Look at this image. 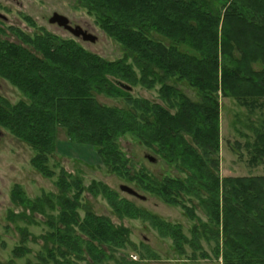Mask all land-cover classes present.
<instances>
[{
	"label": "trees",
	"instance_id": "obj_1",
	"mask_svg": "<svg viewBox=\"0 0 264 264\" xmlns=\"http://www.w3.org/2000/svg\"><path fill=\"white\" fill-rule=\"evenodd\" d=\"M85 1L128 54L107 61L74 41L57 43L48 33L35 41L37 52L19 48L22 51L12 57L0 42V73L31 100L10 105L0 96V124L34 146L33 164L51 176L55 172L47 162L57 150L59 127L65 128L72 142L94 146L110 172L184 206L197 223L190 238L182 224L140 211L104 181L86 186L81 177L62 168L56 195L61 206H49L58 212L48 216L50 238L41 236L46 253L38 251L37 262L29 258L27 264H82L89 258L100 264L132 244L128 226L82 205L85 191L107 197L119 219L149 215L180 254L190 244L194 253L207 255L201 243L205 238L215 242L214 253L223 256L224 264H264V175L222 177L219 172L220 93L264 115V0H224L219 6L214 0ZM259 62L262 68L256 67ZM183 79L198 89L201 100L193 101L179 89L176 82ZM120 83L148 89L160 84L159 101L133 96ZM99 95L121 97L126 104L106 105ZM125 133L135 134L185 176L133 171L118 142ZM248 143L250 164L263 162L264 121ZM12 193L23 207L45 213L40 199L29 198L20 184ZM30 235L23 230L14 257L32 252L25 244ZM121 260L119 264H138ZM4 264H16L15 259Z\"/></svg>",
	"mask_w": 264,
	"mask_h": 264
},
{
	"label": "rangeland",
	"instance_id": "obj_2",
	"mask_svg": "<svg viewBox=\"0 0 264 264\" xmlns=\"http://www.w3.org/2000/svg\"><path fill=\"white\" fill-rule=\"evenodd\" d=\"M223 1L214 0L213 5L219 6ZM0 11L8 17V22L0 19V24L3 25L0 26V42L5 52L12 57H16V52L22 50L35 52V41L40 35L48 33L55 36L57 43L74 41L86 52L98 55L107 61H116L128 54L124 45L103 28L96 10L88 6L85 0H0ZM55 12L67 16L72 25H80L98 36L97 42L84 41L58 24L50 23L49 19ZM38 55H41L40 52ZM128 62L132 63V57L128 58ZM3 66L0 65V69L4 68ZM262 66V62L256 64L257 68H262ZM15 77L18 81L22 80L19 73ZM176 84L193 101L201 100L198 89L191 86L186 79L177 80ZM160 87V84H156L153 89H148L138 84L132 88L131 93L136 97L142 96L159 101ZM0 96L5 98L10 105H16L21 100L31 102L25 91L4 77L2 73H0ZM98 99L103 104L111 106H125L126 104L125 99L121 97L110 98L99 95ZM220 102V175L222 177L264 175V159L260 164L251 165L252 152L248 146V142L254 140L257 128H261L263 124L262 110H251L233 97L222 96V93H220ZM66 132L65 128L59 127L57 150L47 162L48 167L55 172L51 176L44 174L33 164L32 159L36 155L34 146L20 138L11 128L0 124V264L11 259H15L16 264H27L29 258L37 262L36 253L41 250L46 251L45 247L42 248L45 241L41 239V236L46 239L50 238L51 229L47 223L48 216L58 212L49 206H61L58 204L56 195L59 193L57 182L62 168L81 177L86 186H89L93 180L104 181L116 190L119 196L134 201L140 211L157 214L165 221L180 223L184 233L192 237L191 230L197 221L188 214L184 206L168 203L158 195L141 188L136 181H130L126 176L110 172L94 146L72 142ZM118 142L129 158L133 171L146 169L158 177L169 174L185 176L156 150L144 145L135 134H121ZM16 184H20L32 200L40 199L41 206H46L45 213L40 214L29 210L23 207L25 205L13 199L15 197L12 192ZM122 184L134 187L146 198L141 199L122 191L120 188ZM48 198L50 201L47 200ZM81 202L86 209L108 216L115 223L125 224L131 230L132 244L122 250H117L114 255L115 259L106 260L100 264H119L123 261L122 257L138 264H224L223 256L217 258L214 253V241L209 242L201 238L207 255H203L201 250L194 253L190 244L185 245L186 253L183 255L178 252L171 237L162 235L160 228L154 225L155 222L149 215L139 214L140 216L136 218L119 219L107 197L88 191H85ZM195 202H198L197 199ZM188 204L190 205V202ZM196 211L203 221L208 220L202 208L198 207ZM80 213L84 216V209H80ZM23 230L31 233V237L25 244L32 249V252L23 254L25 257L17 258L14 257L13 250L21 245ZM46 241L52 245V241ZM193 256L196 258L193 259ZM82 264L94 263L89 258Z\"/></svg>",
	"mask_w": 264,
	"mask_h": 264
},
{
	"label": "water",
	"instance_id": "obj_3",
	"mask_svg": "<svg viewBox=\"0 0 264 264\" xmlns=\"http://www.w3.org/2000/svg\"><path fill=\"white\" fill-rule=\"evenodd\" d=\"M50 23L58 24L59 26L69 30L74 36L82 38L84 41H90V42H97L98 36L95 34L89 32L88 30L84 29L80 25H72L70 19L58 12H55L53 16L49 19ZM121 86H124L127 90H132V87L129 85H124L123 83H120ZM153 160V158H151ZM121 190L124 192H127L128 194L132 196H136L141 199H145L146 197L139 193L138 190H136L134 187H131L126 184H122L120 186Z\"/></svg>",
	"mask_w": 264,
	"mask_h": 264
},
{
	"label": "flooded vegetation",
	"instance_id": "obj_4",
	"mask_svg": "<svg viewBox=\"0 0 264 264\" xmlns=\"http://www.w3.org/2000/svg\"><path fill=\"white\" fill-rule=\"evenodd\" d=\"M0 19L3 22H8V17L6 16V14H4L3 12L0 11ZM0 26H3L2 24H0Z\"/></svg>",
	"mask_w": 264,
	"mask_h": 264
}]
</instances>
